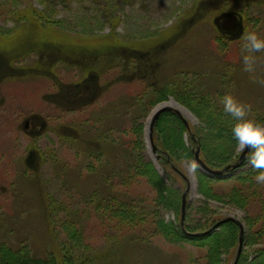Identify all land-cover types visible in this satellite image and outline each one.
Masks as SVG:
<instances>
[{
  "label": "rangeland",
  "instance_id": "1",
  "mask_svg": "<svg viewBox=\"0 0 264 264\" xmlns=\"http://www.w3.org/2000/svg\"><path fill=\"white\" fill-rule=\"evenodd\" d=\"M249 31L264 0H0V264H119L125 242L145 264H232L240 228L237 264H261L264 184L221 105L264 122Z\"/></svg>",
  "mask_w": 264,
  "mask_h": 264
},
{
  "label": "clouds",
  "instance_id": "2",
  "mask_svg": "<svg viewBox=\"0 0 264 264\" xmlns=\"http://www.w3.org/2000/svg\"><path fill=\"white\" fill-rule=\"evenodd\" d=\"M243 47L250 53L243 57L245 71H254L257 58L252 53L264 50V38L256 32L249 31L244 37ZM224 113L233 121L231 135L240 150H249L247 162L256 171L255 180L264 184V122H259L249 116L251 107L231 94H226L221 100ZM193 164L192 168L195 169Z\"/></svg>",
  "mask_w": 264,
  "mask_h": 264
},
{
  "label": "water",
  "instance_id": "3",
  "mask_svg": "<svg viewBox=\"0 0 264 264\" xmlns=\"http://www.w3.org/2000/svg\"><path fill=\"white\" fill-rule=\"evenodd\" d=\"M162 110V109H161ZM157 111L154 115V117H156L158 115V113L161 111ZM26 126H28L27 123H25V128ZM153 145V144H152ZM198 150V149H197ZM195 151V155H194V158H195V161L196 163L207 173H210V174H220L222 173V170H213V169H210L209 167H207V165L199 158V152L198 151ZM247 149L243 150L242 151V154H241V157H243L246 153ZM238 165L237 163L236 164H233L232 166H228L226 168H224V170L228 169L229 167H234ZM184 209H185V193L182 195V203H181V212H182V217L184 216ZM226 219H223V220H219L218 222H216L215 224H213L210 229L208 230H205L201 233H199V235H205L213 230L216 229L217 226L221 225ZM240 228V227H239ZM188 234V233H186ZM242 229L240 228V233H239V236H238V246H237V255L240 253L241 251V247H242V242H243V238H242ZM198 234L197 233H194V234H191V236H197ZM237 261V258L234 260V264L236 263Z\"/></svg>",
  "mask_w": 264,
  "mask_h": 264
},
{
  "label": "trees",
  "instance_id": "4",
  "mask_svg": "<svg viewBox=\"0 0 264 264\" xmlns=\"http://www.w3.org/2000/svg\"><path fill=\"white\" fill-rule=\"evenodd\" d=\"M32 33V35L34 34V37H36L35 35H37L36 33H34V32H31ZM39 35V34H38ZM26 37H28L26 34H21V39H22V41H20V42H23V43H25V41H26ZM31 36H29V38H30ZM33 37V36H32ZM49 37H50V35H49ZM37 38V37H36ZM43 42L46 44V45H49V44H51V43H49V42H47V41H43V39L42 38H39V40H38V44L39 45H42L43 44ZM72 53H74V54H76L75 52H72ZM210 112H212L213 113V111L211 110ZM208 122H210L211 123V120H208ZM222 121L220 120V121H218V123L217 122H215V127H217V134L219 133V134H221L222 132H226L227 131V127L225 126V125H223V124H220ZM178 138H179V135H178ZM224 138H226V137H224ZM221 139H223V138H221ZM228 142H229V144L231 145V143H232V141H233V138L231 137V135H230V137H228ZM179 143L184 147V145H183V143H182V141H181V139L179 138ZM202 147V146H201ZM185 148V147H184ZM227 150V149H226ZM226 150H224V148L222 149V151H220V153L219 152H217V154H218V156H225V154H227V152H226ZM188 151V150H187ZM247 176V178H241V179H239V180H242V179H247L248 181H250L248 178V176L249 175H246ZM228 222H230L238 231H239V225L236 223V222H233V221H231V220H228ZM233 222V223H232ZM226 223V222H225ZM187 231V230H186ZM215 232V231H214ZM214 232H211V233H207V234H205V235H198V236H191V235H188V236H190V237H192V239H211V237H213V235H214ZM238 235V234H237ZM236 242H237V240H236ZM263 259H264V256H263ZM238 263V262H237ZM236 263V264H237ZM262 263H264V260L261 262V264Z\"/></svg>",
  "mask_w": 264,
  "mask_h": 264
},
{
  "label": "bare ground",
  "instance_id": "5",
  "mask_svg": "<svg viewBox=\"0 0 264 264\" xmlns=\"http://www.w3.org/2000/svg\"><path fill=\"white\" fill-rule=\"evenodd\" d=\"M134 249L132 248V244L129 243H124L123 246L121 247V257L119 258L120 262L119 264H138V261L141 259V262L145 264V255L144 252L142 251L141 256L138 258L135 246H133ZM136 260V261H135ZM138 260V261H137ZM141 263V264H142ZM156 264H161L160 262H157Z\"/></svg>",
  "mask_w": 264,
  "mask_h": 264
},
{
  "label": "flooded vegetation",
  "instance_id": "6",
  "mask_svg": "<svg viewBox=\"0 0 264 264\" xmlns=\"http://www.w3.org/2000/svg\"><path fill=\"white\" fill-rule=\"evenodd\" d=\"M28 124H29V123H28ZM28 127H29V126H28ZM27 129H28V128H27ZM247 152H248V151H246L244 157L246 156ZM240 154H242V152H241ZM199 158H200V155H199ZM202 161H203V160H202ZM233 163H235V162H233ZM233 163H230L229 165H233ZM207 167H209V166H207ZM209 168H210V167H209ZM231 169H232V167H229L228 169H226L225 172H227L228 170H231ZM210 233H211V232H210Z\"/></svg>",
  "mask_w": 264,
  "mask_h": 264
}]
</instances>
